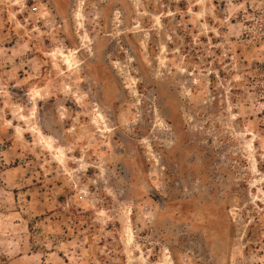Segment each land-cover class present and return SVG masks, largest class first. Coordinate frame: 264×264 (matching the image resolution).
Listing matches in <instances>:
<instances>
[{
    "label": "rangeland",
    "instance_id": "1",
    "mask_svg": "<svg viewBox=\"0 0 264 264\" xmlns=\"http://www.w3.org/2000/svg\"><path fill=\"white\" fill-rule=\"evenodd\" d=\"M0 264H264V0H0Z\"/></svg>",
    "mask_w": 264,
    "mask_h": 264
},
{
    "label": "bare ground",
    "instance_id": "2",
    "mask_svg": "<svg viewBox=\"0 0 264 264\" xmlns=\"http://www.w3.org/2000/svg\"><path fill=\"white\" fill-rule=\"evenodd\" d=\"M68 60V59H67ZM103 117V116H102Z\"/></svg>",
    "mask_w": 264,
    "mask_h": 264
}]
</instances>
